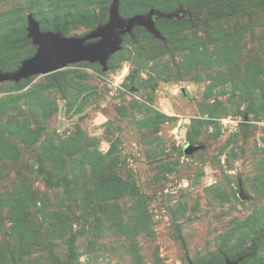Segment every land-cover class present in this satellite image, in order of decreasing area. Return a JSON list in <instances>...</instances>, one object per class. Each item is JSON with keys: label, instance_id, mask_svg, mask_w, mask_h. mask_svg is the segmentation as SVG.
<instances>
[{"label": "rangeland", "instance_id": "374dc122", "mask_svg": "<svg viewBox=\"0 0 264 264\" xmlns=\"http://www.w3.org/2000/svg\"><path fill=\"white\" fill-rule=\"evenodd\" d=\"M120 1L130 13L124 17L147 13L153 2L158 9L168 3ZM183 1L165 12L182 5L192 17L157 20L171 51L142 27L138 37L125 39L107 71L81 62L63 69L62 84L46 75L19 86L0 83V127L7 122L22 132V138L6 133V144L0 143V196L22 180L39 205L77 217L74 232L70 228L77 236L73 264H228L241 258L237 264H264V5L234 15L223 0ZM232 2L241 7L264 0ZM111 3L0 0V13L10 16L8 23L0 20V41L14 40L19 28L27 33L29 13L43 30L58 25L66 36L84 35L95 28L90 19L108 15ZM28 49L3 50L0 62L11 67L0 70H15ZM188 143L204 148L186 155ZM109 178L128 188L110 201L120 219L112 223L80 205L85 191ZM12 223L0 210V264H56L43 247L44 228L37 232L33 224L32 236L36 232L42 245L18 262ZM89 223L103 233L95 236ZM47 243L60 259L67 257L65 239L52 236Z\"/></svg>", "mask_w": 264, "mask_h": 264}, {"label": "trees", "instance_id": "16d2710c", "mask_svg": "<svg viewBox=\"0 0 264 264\" xmlns=\"http://www.w3.org/2000/svg\"><path fill=\"white\" fill-rule=\"evenodd\" d=\"M176 1L177 0H168L166 7H164V9H159V10L167 11L170 7H172L175 3H177ZM223 2L227 4V6L230 8V13L234 15L251 12L252 10L264 5V2H262L258 4L245 5V6L240 7V6L235 5L232 2V0H223ZM156 3L157 2H153L152 7L154 9L160 8L159 7L160 4H156ZM183 3H188V0H184ZM212 4L210 3L207 6L206 10L211 9ZM120 11H121L122 16H123V13L130 14L128 11L125 10V8L121 9V5H120ZM4 17L7 19V21L5 22L8 23L10 20L9 11L0 13V20L3 19ZM107 19H108V15L107 13H104L102 17L100 16L96 20L90 19V23L92 24L93 27H96V25L105 23ZM161 19H168V18H161ZM170 20L171 19H169V21ZM19 29H22V32H20L19 34H14L15 35L14 40L11 41V38L8 36H5L2 38V40L0 41V54L3 50L10 49L12 46H15V45L25 46L29 48L28 49L29 54L26 56V58L35 53L36 46L33 45L32 41L27 37V33L23 32L24 31L23 28H19ZM41 29L43 30L42 27ZM139 29H143V28L139 26L135 27L134 37H138L137 31ZM44 30L61 31L63 32L64 35L66 32V29L64 28V26L61 27L58 25L47 27ZM149 35L154 37V35H152L151 33ZM127 37H130L131 39L134 38L127 34L124 37V41ZM159 42L161 43L162 47L165 48L167 51H171L175 49L174 47H170L166 45V41L159 39ZM115 54L112 55V57L109 59L108 64H110ZM20 64H21V61L20 63H18L17 67H19ZM96 64L100 65L99 63H96ZM1 67L9 69L11 66L8 64H1L0 62V68ZM63 74L64 76L67 75V73L62 69L54 73L47 74L46 77L49 78L50 83H52L53 85L62 84V80L64 77ZM23 81L28 82L29 80H23ZM7 82H10V81H7ZM13 83H14V86H19L17 83L15 82ZM1 126L2 127H0V129L1 128L5 129V130L0 131L1 145L6 144V136H5L6 133L9 135L13 134L16 137L22 138V132L14 124L10 125V123L6 122L5 124H2ZM55 163H58V161L56 160L54 164ZM60 170H64L63 167L60 168ZM58 172H59V168L56 167V170L53 173H58ZM51 175L55 176V174H51ZM59 179L61 182H64L67 185L63 176H60ZM47 182H49V186L51 187L57 186L56 183H53L52 177H47ZM127 191H128V188L125 187L119 180H113L112 178L106 179L99 184L98 188L93 189V190H87L84 192V199L80 200L81 209L83 211H85V209H88L87 212H89L93 216L95 214L98 216L100 215L99 216L100 218H105L104 216H106V219L111 223L112 221L118 222L120 219L117 216V209L112 207L110 201H113L115 199H118L119 197L124 196L127 193ZM40 202L42 201H39V199L34 194V192L31 191L30 185L25 184V181H22V180L18 182L16 181V183H14V186L11 188L10 191H6L4 192L2 196H0V210H5V212L8 215V218H11L13 222L11 228L14 231V233L18 235L19 241L17 244L20 245V249H18L17 247L15 248L13 257H15L16 260H19L18 262H20L22 257L27 255L30 252V250L33 248V246L42 245L40 242L37 241V239H35L36 234H37L36 232L32 236L33 232L31 231L30 227L33 224V226L36 227L37 232L40 229L44 228V231L48 239L44 242L43 247H47V250H49L53 258L56 257L55 259H53L54 262L56 261V264H73L75 260L77 259L76 257L77 236L73 233L74 232L73 227L75 224L74 222L77 219V217H75L74 215H71L68 209L59 210V211H48L46 209L45 202L39 205ZM74 203H77V200L74 199ZM98 205L100 207H98ZM261 211L264 212V206L263 208H261ZM39 212L41 213V215L39 214ZM38 214H39V217L40 216L42 217V220H39V218L36 217ZM79 216L80 218H82L83 220H86L87 222L89 221V218H91V216L84 215V214H80ZM89 225L91 226V229H92L91 232H93L95 236L103 233V230L98 228L97 223H89ZM1 227H2V224H0V228ZM70 228H72L73 232L71 231ZM12 230H11V233H12ZM255 232H258V230ZM52 236H54L55 239L62 238L66 240L67 257L64 260L60 259L55 254L53 250V246L47 243L48 241H50ZM26 240L28 241V244L25 243ZM30 241L31 243H29ZM45 243H47V245Z\"/></svg>", "mask_w": 264, "mask_h": 264}, {"label": "water", "instance_id": "95a60500", "mask_svg": "<svg viewBox=\"0 0 264 264\" xmlns=\"http://www.w3.org/2000/svg\"><path fill=\"white\" fill-rule=\"evenodd\" d=\"M120 4V0H112L107 21L80 36H66L61 31L42 30L40 21L29 13L27 37L36 46L35 53L23 59L20 66L13 71L0 70V83L10 81L18 84L33 76L51 74L81 62L99 63L107 71L109 59L122 49L127 34L134 37L135 27H144L156 38L165 41L157 27V20L192 17V12L182 5L171 12L152 8L147 13L124 17L121 15ZM203 148L202 144L188 143L184 152L186 155H193ZM240 197H247L242 187ZM241 259L227 260V263L237 264Z\"/></svg>", "mask_w": 264, "mask_h": 264}]
</instances>
